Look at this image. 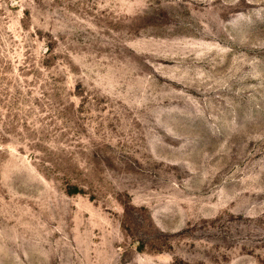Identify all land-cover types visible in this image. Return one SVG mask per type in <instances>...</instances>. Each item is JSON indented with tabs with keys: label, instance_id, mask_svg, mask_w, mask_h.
I'll return each instance as SVG.
<instances>
[{
	"label": "rangeland",
	"instance_id": "1",
	"mask_svg": "<svg viewBox=\"0 0 264 264\" xmlns=\"http://www.w3.org/2000/svg\"><path fill=\"white\" fill-rule=\"evenodd\" d=\"M0 264H264V0H0Z\"/></svg>",
	"mask_w": 264,
	"mask_h": 264
}]
</instances>
